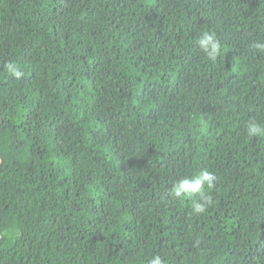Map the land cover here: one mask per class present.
<instances>
[{"label":"trees","instance_id":"trees-1","mask_svg":"<svg viewBox=\"0 0 264 264\" xmlns=\"http://www.w3.org/2000/svg\"><path fill=\"white\" fill-rule=\"evenodd\" d=\"M253 41L264 0H0V264H264Z\"/></svg>","mask_w":264,"mask_h":264},{"label":"clouds","instance_id":"clouds-1","mask_svg":"<svg viewBox=\"0 0 264 264\" xmlns=\"http://www.w3.org/2000/svg\"><path fill=\"white\" fill-rule=\"evenodd\" d=\"M200 49L206 53L209 59H215L220 50L219 42L214 38L213 34L209 32H203L198 40ZM253 49L264 51V42L253 41L251 44ZM7 70L14 77L19 78L21 76L20 69L14 63H8L6 65ZM264 132L258 123L252 121L247 125V134L251 137L258 136ZM216 177L207 170H201L196 176L190 178H183L175 182L171 189L170 194L176 198L182 196L194 197L199 195L200 200L193 201V211L197 214L205 212L206 207L211 204V198L205 195V189H212L214 187ZM149 264H164V261L159 255L154 256Z\"/></svg>","mask_w":264,"mask_h":264}]
</instances>
